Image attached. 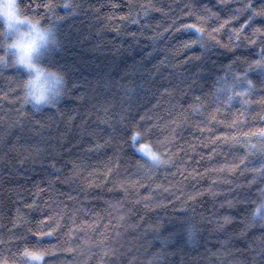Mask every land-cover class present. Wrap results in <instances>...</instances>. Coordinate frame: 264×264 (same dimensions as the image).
<instances>
[{"label":"clouds","instance_id":"9594fccd","mask_svg":"<svg viewBox=\"0 0 264 264\" xmlns=\"http://www.w3.org/2000/svg\"><path fill=\"white\" fill-rule=\"evenodd\" d=\"M217 3L232 7L186 4L191 25L180 0L162 20L132 4L147 64L91 95L58 59L57 0H0V264H264V111L229 163L206 167L187 142L256 93L231 64L203 82L190 59L256 46L264 68V0Z\"/></svg>","mask_w":264,"mask_h":264},{"label":"trees","instance_id":"16d2710c","mask_svg":"<svg viewBox=\"0 0 264 264\" xmlns=\"http://www.w3.org/2000/svg\"><path fill=\"white\" fill-rule=\"evenodd\" d=\"M57 2L61 5L58 13L63 17V47L58 59L70 70L84 91L91 95H102L129 80L137 70H143L140 66L147 64L144 53L148 44L143 21L136 23L123 19L129 7L138 0H72V6L68 9L62 6V0ZM152 2L154 10L151 19H167L170 15L168 5L172 0ZM255 2L258 4L261 0ZM205 3L215 6L214 10L221 12V15L232 7H222L217 0H180L183 8L180 24L195 23L186 4L193 5L194 11L195 6ZM255 22L264 23V17H257ZM180 24L176 25L177 29ZM180 35L183 38L191 33ZM194 50L199 54V48ZM259 59L256 46H241L232 51L214 49L201 59H190L188 62L189 74L197 78L200 75L205 83L208 76L216 74L218 67L228 64L244 71L247 79L256 83V93L242 97L247 103L246 108L240 107L237 102L230 110L210 109L207 122L196 124L195 130L187 137L192 157L206 167L229 163L230 157L241 155L239 149L243 144L236 145L235 138L249 127L257 126L252 123L253 116L264 111L261 103L264 101V68L259 65ZM222 74L227 76V69Z\"/></svg>","mask_w":264,"mask_h":264}]
</instances>
